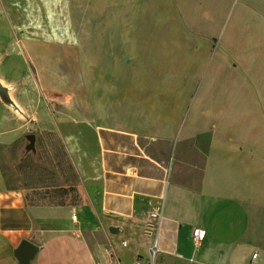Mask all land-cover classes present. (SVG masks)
<instances>
[{
  "label": "crops",
  "instance_id": "1",
  "mask_svg": "<svg viewBox=\"0 0 264 264\" xmlns=\"http://www.w3.org/2000/svg\"><path fill=\"white\" fill-rule=\"evenodd\" d=\"M79 16V0H0V79L29 116L0 99V150L31 128L69 156L23 179L0 162V264H19L23 240L39 248L32 264H264V102L174 97L156 78L146 97L130 82L111 115L84 74ZM1 180L62 183L35 192ZM198 228L206 236L194 246Z\"/></svg>",
  "mask_w": 264,
  "mask_h": 264
},
{
  "label": "rangeland",
  "instance_id": "2",
  "mask_svg": "<svg viewBox=\"0 0 264 264\" xmlns=\"http://www.w3.org/2000/svg\"><path fill=\"white\" fill-rule=\"evenodd\" d=\"M79 8L84 74L92 96L111 115L119 112L130 82L139 80L146 97L156 78L178 89L171 94L174 97L197 99L201 92H209L224 97L252 95L264 102V0H79ZM15 59H6V69ZM235 80L252 89L241 87L237 92ZM28 134L37 136L34 151L26 150L25 136L0 150L7 172L23 179L24 172L40 169V162L64 158L67 166L69 156L58 137L39 136L32 129ZM1 182L7 190L35 192L62 183Z\"/></svg>",
  "mask_w": 264,
  "mask_h": 264
},
{
  "label": "water",
  "instance_id": "3",
  "mask_svg": "<svg viewBox=\"0 0 264 264\" xmlns=\"http://www.w3.org/2000/svg\"><path fill=\"white\" fill-rule=\"evenodd\" d=\"M15 87L5 84L0 79V99L18 118L29 121V116L26 111L17 103L14 96ZM31 129V128H30ZM26 140L29 144L26 146L28 152L35 150L36 137L34 134H28ZM39 248L28 240H23L16 249L15 255L19 264H32Z\"/></svg>",
  "mask_w": 264,
  "mask_h": 264
},
{
  "label": "built area",
  "instance_id": "4",
  "mask_svg": "<svg viewBox=\"0 0 264 264\" xmlns=\"http://www.w3.org/2000/svg\"><path fill=\"white\" fill-rule=\"evenodd\" d=\"M151 217L155 220H161L162 219V215H161V211L159 212V209L157 210V212H153L151 214ZM72 219L74 221H76V216H73ZM206 236V231L203 229H194L193 231V243L194 246H200L202 244V242L204 241ZM156 246L154 245L153 251H152V257L155 256L156 250H155ZM257 258V255L253 256V259ZM113 264H122L119 260H115ZM134 264H152V263H147L144 260H142L141 258H137L134 262Z\"/></svg>",
  "mask_w": 264,
  "mask_h": 264
}]
</instances>
